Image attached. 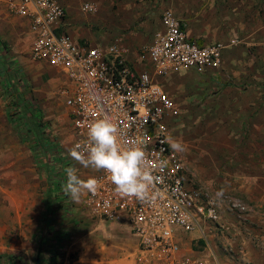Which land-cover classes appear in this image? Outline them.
<instances>
[{
    "label": "built area",
    "instance_id": "obj_1",
    "mask_svg": "<svg viewBox=\"0 0 264 264\" xmlns=\"http://www.w3.org/2000/svg\"><path fill=\"white\" fill-rule=\"evenodd\" d=\"M7 11L28 22L32 61L58 69L69 81L62 91L73 135L72 147L87 139L97 118H111L123 146L140 144L154 177L151 199L123 196L108 174L95 170L99 189L84 197L88 215L125 229L136 240L134 264H221L209 249L184 253L183 240L203 241L223 228L219 203L193 187L187 169L172 147L171 132L179 111L157 79L189 70H218L221 43H199L187 36L171 12L161 18L163 30L138 52L142 69L126 59L118 40L102 49L74 41L66 11L58 0H4ZM90 6L86 10L85 6ZM82 11L94 13L84 4ZM239 44L237 39L229 46Z\"/></svg>",
    "mask_w": 264,
    "mask_h": 264
},
{
    "label": "rangeland",
    "instance_id": "obj_2",
    "mask_svg": "<svg viewBox=\"0 0 264 264\" xmlns=\"http://www.w3.org/2000/svg\"><path fill=\"white\" fill-rule=\"evenodd\" d=\"M4 15L14 16L0 0V41L8 50L0 60V257H13L3 264H71L79 259L81 264H110V250L125 233L115 234L110 223L92 219L84 196L74 202L62 188L66 167H76L81 178L90 175L69 155L73 135L62 95L68 80L58 69L30 59L32 38L26 27ZM99 20L91 29L96 43L89 44L104 49L114 42L116 30ZM192 81L173 77L169 83L173 92L168 96L179 111L171 145L181 144L182 151L174 150L193 187L221 205L225 158L235 157L240 147L228 144L223 88ZM191 247L208 249L197 240Z\"/></svg>",
    "mask_w": 264,
    "mask_h": 264
},
{
    "label": "crops",
    "instance_id": "obj_3",
    "mask_svg": "<svg viewBox=\"0 0 264 264\" xmlns=\"http://www.w3.org/2000/svg\"><path fill=\"white\" fill-rule=\"evenodd\" d=\"M58 1L66 11L68 34L74 41L96 43L91 29L104 18L116 30L113 40L119 41L127 61L138 70L142 69L138 52L153 43L157 31L163 30L161 18L166 11L183 23L190 39L226 45L218 70L206 73L189 70L166 79L169 78V83L173 77L189 82L195 79L199 87L223 88L221 101L225 118L229 119L228 144L238 145L240 150L235 157L225 158L224 199L219 204L223 228L218 235L217 230L211 232L213 238L208 237L207 247L221 264H264V0ZM86 3L95 7L94 13L82 11ZM4 16L7 21L14 17L22 22L32 38L26 20ZM235 39L239 44L229 46ZM165 80L160 83L170 95L173 89ZM85 170L90 172L89 176L95 172L90 167ZM109 226L115 234L126 235L121 239L115 237L119 241L110 250V264H134L136 240L125 229ZM193 237L184 238V253L196 252L191 247ZM71 264H81V259Z\"/></svg>",
    "mask_w": 264,
    "mask_h": 264
},
{
    "label": "clouds",
    "instance_id": "obj_4",
    "mask_svg": "<svg viewBox=\"0 0 264 264\" xmlns=\"http://www.w3.org/2000/svg\"><path fill=\"white\" fill-rule=\"evenodd\" d=\"M90 10V6H85ZM173 148L182 151L179 142ZM70 157L85 168L106 172L118 193L140 201L151 199L156 177L147 164V153L140 144L123 146L117 123L111 118H97L88 125L87 139L76 143L69 152ZM66 181L63 191L79 203L89 193L94 194L100 187L94 176L84 179L73 166L64 169Z\"/></svg>",
    "mask_w": 264,
    "mask_h": 264
},
{
    "label": "trees",
    "instance_id": "obj_5",
    "mask_svg": "<svg viewBox=\"0 0 264 264\" xmlns=\"http://www.w3.org/2000/svg\"><path fill=\"white\" fill-rule=\"evenodd\" d=\"M7 51L8 50H7L6 43L4 41H0V60L2 59V56L4 57L7 54ZM0 66H1V62H0ZM4 68H5V71H7V68H8L7 64H6V66H4ZM15 98H16V96H15ZM200 244L203 245V241H200ZM12 258L13 257H11V256L0 257V264H3V262H7L8 263V261H11Z\"/></svg>",
    "mask_w": 264,
    "mask_h": 264
}]
</instances>
